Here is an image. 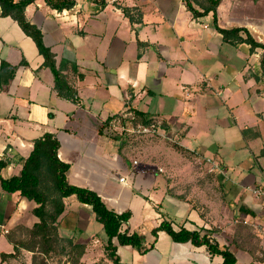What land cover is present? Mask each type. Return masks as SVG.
<instances>
[{
	"label": "crops",
	"instance_id": "crops-1",
	"mask_svg": "<svg viewBox=\"0 0 264 264\" xmlns=\"http://www.w3.org/2000/svg\"><path fill=\"white\" fill-rule=\"evenodd\" d=\"M217 13L220 28H240L241 38L248 32L264 44V0H223ZM1 14L0 8V67L15 68L8 85L0 81V160L9 162L4 178L19 176L34 142L52 133L61 143L59 158L71 165L70 184L95 191L120 214L130 211L123 230L144 235L148 246L154 242L146 254L118 246L123 263L223 262L205 246L174 242L165 232L155 241L152 230L167 221L176 231L209 233L230 249L236 264H264V198L252 192L264 189L262 48L226 43L213 13L195 18L184 0H75L64 11L36 0L25 16L42 32L57 69L77 92L73 103L58 95L34 41ZM129 109L164 121L161 137L175 142L155 164L148 140L126 146L100 133L108 118ZM137 148L143 160L132 157ZM204 159L221 170L189 171ZM151 164L162 172H151ZM35 206L0 187V220L11 231L38 222ZM94 220L92 209L76 196L65 199L60 231L75 233L70 238L87 253L106 242L103 227L99 234L87 233ZM2 242L7 246L0 250V264H36L27 251L1 263L2 253H13L0 234Z\"/></svg>",
	"mask_w": 264,
	"mask_h": 264
},
{
	"label": "trees",
	"instance_id": "trees-1",
	"mask_svg": "<svg viewBox=\"0 0 264 264\" xmlns=\"http://www.w3.org/2000/svg\"><path fill=\"white\" fill-rule=\"evenodd\" d=\"M36 0H0L2 17H11L15 20L23 32L30 37L36 44L40 55L44 57V66L50 68L55 78V89L60 97L78 103L77 92L69 85L65 76L57 69L55 55L51 49L47 48L43 41L42 32L32 25L25 16V9ZM184 0L185 6L195 18L203 17L213 13L214 25L218 32L223 35L226 43L236 45L242 41L248 42L253 49L259 47L263 49L261 57V67L264 71V44L256 43L247 32L248 37L244 40L240 33L242 29H223L218 26L217 9L223 0ZM46 4L54 10H70L75 6V0H45ZM199 4L202 11L195 8L194 4ZM15 75V68L2 63L0 67V81L2 85H8ZM134 112L138 122L144 125H151L160 122V127H165L164 121L151 119L146 114ZM119 116L115 115L108 118L101 132L111 133V124ZM61 143L57 136L52 133H45L34 142V148L23 161V167L19 176L4 178L2 170L9 165L8 160H0V187L7 194L19 193L21 197L35 203L32 214L38 219V222L28 229L24 226H17L13 231L7 234L9 242L13 245V253L1 254V263L10 259L19 258L24 251L31 252L33 255H42L44 258L53 254L59 247L60 238V218L65 211V199L76 196L79 203L89 206L95 215L96 221L103 227L106 236L104 251L107 259L112 264L123 263L117 253L118 246H130L141 254H146L154 249V242L149 246L146 244L144 235L131 233L123 230L131 219V212L118 213L109 208L105 201L93 190L70 184L68 172L71 165L63 162L59 158ZM160 232H165L177 243H192L196 247L205 246L211 255H219L223 258L221 264H236V256L228 247L220 244L209 235L201 234L197 231H189L181 227L178 231L174 230L170 222L164 221L158 227L152 230L155 241ZM117 241V244H115ZM68 243L73 248L80 250V258L85 254V246L75 244L70 238ZM79 258V259H80ZM35 262V257H33ZM43 260L41 264H46ZM34 264V263H33Z\"/></svg>",
	"mask_w": 264,
	"mask_h": 264
},
{
	"label": "rangeland",
	"instance_id": "rangeland-1",
	"mask_svg": "<svg viewBox=\"0 0 264 264\" xmlns=\"http://www.w3.org/2000/svg\"><path fill=\"white\" fill-rule=\"evenodd\" d=\"M122 125H125V122H120L118 124L116 121L111 124V133L110 135L120 141L121 143H124L129 145L133 140H138V141H144L148 140L153 144V147L149 149L148 155L150 160H152V164H155L156 159H159V155L163 153H166L167 151L170 152L171 148H174L175 142L172 141L171 138L168 137H161L158 135H141V134H131L129 132L123 131L122 130ZM137 142V141H136ZM124 146V147H126ZM135 160H143L145 157L144 151L142 149L138 150L136 149L135 153L132 155ZM154 159V161H153ZM150 165L151 172H158L161 173L162 170L158 168V165ZM189 171H194V172H208L206 166L204 165H196L194 162L192 163V167ZM109 207H112V205L109 203L107 204ZM240 223H243L244 220L238 221ZM0 224H3L0 220ZM254 228V227H253ZM102 229V225L98 223L96 220L91 224L89 230L87 233L90 235L91 233H98ZM60 233V238L61 242L59 247L56 249V251L49 255L48 257H43L42 255H34L35 257V262L36 264H41L43 260H47L46 264H112L111 261H109L104 253V248L100 245V243L93 244L94 246L92 247V250L87 253L85 249V254L80 258L81 252L80 250H77L73 248L72 246L69 245L68 240L70 239V236H75V233L72 234L69 231L65 232L64 230L61 229ZM0 234L1 230H0ZM104 234V232H103ZM105 236V234H104ZM106 237V236H105ZM97 238V237H96ZM73 242L75 243L74 238ZM7 246L5 242L0 243V250L1 249H6ZM86 248V246H85ZM6 251V250H5ZM87 254L86 258L84 257ZM80 258V259H79ZM84 258V259H83ZM26 264V261L24 262Z\"/></svg>",
	"mask_w": 264,
	"mask_h": 264
},
{
	"label": "built area",
	"instance_id": "built-area-1",
	"mask_svg": "<svg viewBox=\"0 0 264 264\" xmlns=\"http://www.w3.org/2000/svg\"><path fill=\"white\" fill-rule=\"evenodd\" d=\"M107 1L110 3H116L119 0H107ZM115 121L118 124L124 121L125 125H122V130L129 132L131 134H141V135H146V136L147 135H158V136L162 135L160 122H157L156 124H151V125H144L143 123L138 122L137 117L134 112L127 111L123 115L119 116V118L116 119ZM197 164L208 166L207 167L208 172H217V171L219 172L221 170L220 167L217 164H215V162L212 161L211 159H204L202 161L197 162ZM121 182H126L125 178H122ZM252 192H253V195L257 199L264 198V189L255 188L252 190ZM243 223L250 225V223L246 220H244ZM0 230L3 235H7L10 232L9 227L6 226L5 224H0Z\"/></svg>",
	"mask_w": 264,
	"mask_h": 264
}]
</instances>
